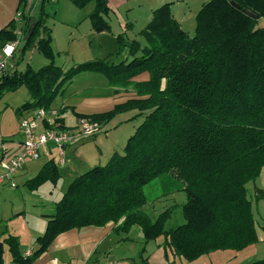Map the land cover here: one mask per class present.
I'll use <instances>...</instances> for the list:
<instances>
[{
    "label": "trees",
    "instance_id": "16d2710c",
    "mask_svg": "<svg viewBox=\"0 0 264 264\" xmlns=\"http://www.w3.org/2000/svg\"><path fill=\"white\" fill-rule=\"evenodd\" d=\"M68 1L79 8L92 2L87 15L91 28L110 32L109 0ZM34 2L18 0L23 38L17 62L35 48L48 63L37 69L26 64L0 76V98L24 86L29 101L16 114L37 107L47 110L75 75L96 72L112 87H131L139 98L106 112L75 115L103 125L116 114L137 110L130 119H142L121 151L71 180L53 211L44 215V232L35 239L30 255L20 253L16 236L0 232V264L3 244L13 264H30L58 234L107 222L114 223L115 233L137 226L145 243L162 237L175 256L189 262L210 251L239 250L254 241L246 184L264 168V27L258 26L264 18V0H207L195 15L192 34L175 19L170 3H163L138 32L143 42L116 35L118 53L127 48L129 58L116 63L88 60L67 70L54 63L50 28L44 25L46 0H40L36 16L31 14ZM33 17L36 24L24 38ZM17 26L12 20L0 29V45L16 38ZM142 72L148 73L146 81L132 80ZM166 173L181 182L186 196L181 205L184 222L171 228H166L171 207L154 219L142 210L147 203L144 187ZM59 176L55 162L49 160L25 185L36 189L46 181L55 184ZM261 196L258 190L256 200ZM247 264H264V258Z\"/></svg>",
    "mask_w": 264,
    "mask_h": 264
},
{
    "label": "crops",
    "instance_id": "0c3cea01",
    "mask_svg": "<svg viewBox=\"0 0 264 264\" xmlns=\"http://www.w3.org/2000/svg\"><path fill=\"white\" fill-rule=\"evenodd\" d=\"M17 6L18 0H0V29L8 27V24L15 19ZM38 6L35 3L32 12ZM179 13L177 16L174 13L173 15L181 26L183 14ZM32 15L36 16L35 14ZM149 19L150 17L148 16L146 23ZM17 25L21 26L22 21L18 22ZM129 27L128 25L127 28ZM187 31L192 34L190 30ZM18 53L16 60L13 61L15 68L22 70L26 64L32 67L31 63L25 60V55L18 63ZM105 55L103 58L98 53L96 55L92 54L81 61L108 59V55ZM40 63H43V61ZM56 65L66 69L62 63ZM32 68L37 69L39 66ZM147 79V72H142L132 78L133 81H146ZM131 98H139L131 87H112L108 84L106 77L100 73L81 72L75 75L70 82H66L63 85L62 91L56 96L49 108L50 112H55L56 115L49 116L48 119L55 124L72 127L78 119L75 113L90 115L106 112L111 110L116 104ZM136 112L137 110H131L116 114L109 122L103 124L100 133L68 144L65 148L66 159L64 163L61 164L57 161V149L53 145H49L50 150L47 153L41 154L36 160H27L24 163L14 178L16 186H10L6 180L0 181V193H4L6 197L5 207L0 210V232L6 230L7 234L18 238L21 254H24L28 249L33 251L36 248L35 239L43 234L46 226L47 217L44 215L53 211L54 203L61 198L71 180L89 168L101 165L100 161H103V159L107 161L115 151H121L125 144L124 139L125 141L127 140L142 119L137 117L130 122V118ZM27 113L28 110L20 112L16 115L17 119ZM60 119L62 123L56 122V120ZM116 120L118 121L116 122ZM130 123L133 126V130L127 127L126 129H121L119 139H117V134H110L111 139L115 138L117 140L111 141L108 137L102 138L99 136L106 134L109 124H112L117 130L121 127V124ZM4 127H1L0 133L7 138H3L5 142L4 159L7 160L12 154L20 150L23 137L20 132L21 136L14 138L13 131L19 134V124L13 127L4 125ZM112 132H114V129ZM107 144H110V146L106 147ZM49 160L55 162L59 171L60 176L57 182L52 184L46 181L36 189H29L25 185V181L33 178L43 164ZM3 173L4 170L0 167V177ZM262 174L264 176V168L261 171ZM21 185L23 186L21 187ZM262 197L263 195L260 199ZM178 221L182 222V219L180 218ZM5 236L6 234L2 238ZM135 237L143 239L142 233L137 226H132L127 233H115L113 222H107L102 226L88 225L78 229L73 228L58 234L48 248L30 264H176L175 261L180 259L173 254L170 248L163 244L162 237L153 241L152 246H149L148 242L144 243L141 258L139 256L141 248L135 243ZM229 251L228 249L210 251L193 261L189 262L183 259L178 261L177 264H197L209 254L214 252H216L214 254H228ZM2 258L4 264H13L6 244H3ZM200 263L204 264L205 261Z\"/></svg>",
    "mask_w": 264,
    "mask_h": 264
},
{
    "label": "rangeland",
    "instance_id": "374dc122",
    "mask_svg": "<svg viewBox=\"0 0 264 264\" xmlns=\"http://www.w3.org/2000/svg\"><path fill=\"white\" fill-rule=\"evenodd\" d=\"M30 1L31 0H28V2ZM206 1L207 0H110L109 5L112 8V11H110L108 15L110 32L102 31L103 33H100L95 32L91 28L90 20L87 17L89 12L93 9L92 2L83 8H79L68 0H47L44 5V25L50 28L51 48L55 53L54 63H62L64 67H66V69H62L67 70L72 65L85 61H81L85 57L92 54L96 55L97 53L101 57L105 54L108 55L107 60L110 63H116L125 58H129L127 48L118 53L119 44L116 41V35L123 33L125 41L135 39L143 42V38L138 32L145 25L152 10L167 2L170 3L171 11L176 16L179 12V14H183L181 21L183 29L193 32L195 27V15L201 5ZM35 3L39 5L40 0H35L34 4ZM39 6L32 12L34 9L33 7L31 10L32 14L38 15ZM125 24L130 27L125 29ZM258 26L264 27V18H260ZM24 55L25 60L30 62L32 67H40L43 66L42 64L48 63V59L35 48L33 50H26ZM42 61L43 63H40ZM26 101H29V95L24 86H21L15 91L7 92L0 98V129L1 127L5 128L4 125L13 127L19 124V119H17L16 116V109ZM134 119L135 118L131 119L130 122ZM117 121L118 120H116V122ZM126 127L129 129L132 128L133 130L131 123L121 124V127L117 130H115L112 124H109L106 134H101L99 136L102 138L108 137L111 141L117 140L120 138L121 129H126ZM102 128L103 125H101V131ZM113 129L114 132H112ZM18 132L19 134L13 131L15 135L14 138H19L21 136L19 129ZM112 133L118 135L117 139L110 138V134ZM0 134L5 138L4 134ZM124 142H126L125 139ZM109 146L110 144L106 145V147ZM106 162V159L100 161L102 165ZM22 186L23 185H21V187ZM181 187V182L176 179L173 174H162L144 187L147 203L145 207H142V210H144L150 218L154 219L159 212L171 207L172 213L166 222V228H171L183 223L184 218L182 216L181 205L185 202L186 196L183 190H181ZM246 187L247 196L252 202L255 240L239 250H230L228 254H214L216 252L209 254L197 262V264H202L200 263L202 261H205V263L208 262L209 264H247L264 258L263 174L261 175L260 173L254 181L248 182ZM258 190H260L263 195L259 201L255 198ZM5 203V194L0 193V210L5 207ZM180 218L182 222L178 221ZM134 241L140 248L145 243L142 238L137 237H135ZM153 243V241H149L147 244L152 246ZM179 258L178 261L183 260V258ZM178 261H175V263L177 264Z\"/></svg>",
    "mask_w": 264,
    "mask_h": 264
},
{
    "label": "built area",
    "instance_id": "2783aa9c",
    "mask_svg": "<svg viewBox=\"0 0 264 264\" xmlns=\"http://www.w3.org/2000/svg\"><path fill=\"white\" fill-rule=\"evenodd\" d=\"M14 20L16 23L21 21L19 12L16 13ZM19 27L14 29L16 35L14 40L0 45V76L15 70L13 61L16 60L23 38ZM8 45L13 47L10 54H6L5 51ZM50 111V109L37 107L29 109L26 115L19 118V128L23 137L21 148L7 160L4 159L5 142L0 134V167L4 170L0 181L6 180L10 186H16L14 178L24 163L27 160H36L41 154L47 153L50 150L49 145L57 149V161L62 164L66 159L65 148L68 144L101 131V124L87 117H79L72 127L55 124L48 117L55 116L56 113ZM31 252V249H28L24 255H30Z\"/></svg>",
    "mask_w": 264,
    "mask_h": 264
},
{
    "label": "water",
    "instance_id": "95a60500",
    "mask_svg": "<svg viewBox=\"0 0 264 264\" xmlns=\"http://www.w3.org/2000/svg\"><path fill=\"white\" fill-rule=\"evenodd\" d=\"M245 12H246L248 15H250V16L256 17L252 12H250V11H248V10H245ZM35 24H36V18L33 17V18L30 20V22H29V26H28V28H27V30H26V33H25L24 38H27V37L30 35L31 30H32V28L35 26Z\"/></svg>",
    "mask_w": 264,
    "mask_h": 264
},
{
    "label": "clouds",
    "instance_id": "9594fccd",
    "mask_svg": "<svg viewBox=\"0 0 264 264\" xmlns=\"http://www.w3.org/2000/svg\"><path fill=\"white\" fill-rule=\"evenodd\" d=\"M5 51H6V54H10L13 51V47L11 45H8Z\"/></svg>",
    "mask_w": 264,
    "mask_h": 264
}]
</instances>
